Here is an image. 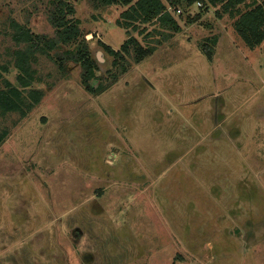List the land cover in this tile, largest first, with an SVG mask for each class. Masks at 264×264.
<instances>
[{"label": "rangeland", "instance_id": "obj_1", "mask_svg": "<svg viewBox=\"0 0 264 264\" xmlns=\"http://www.w3.org/2000/svg\"><path fill=\"white\" fill-rule=\"evenodd\" d=\"M52 1L0 0V65L20 47L12 19L54 34ZM72 1L107 88L39 51L42 100L0 110V264H264V40L234 30L251 6L193 5L180 32L147 23L159 47L137 62L101 44L130 36L121 7Z\"/></svg>", "mask_w": 264, "mask_h": 264}, {"label": "trees", "instance_id": "obj_2", "mask_svg": "<svg viewBox=\"0 0 264 264\" xmlns=\"http://www.w3.org/2000/svg\"><path fill=\"white\" fill-rule=\"evenodd\" d=\"M178 1L190 7L198 0ZM202 1L204 8L216 7L218 16H222L225 12L233 14L234 10L240 11L239 4L246 2L251 8L242 12L234 21V30L249 48H256L264 40V0L261 2L259 0H209L211 5L207 4V0ZM95 2L100 5L121 7L117 24L125 28L130 36L118 50L103 40L101 42L105 50L114 56L124 57V52H131L134 48L138 55L135 61L141 62L147 55L156 51L159 43L157 40L156 45H152L153 30L147 23L157 21L173 29V32L182 31L181 24L172 13L167 11L163 0H95ZM75 12L76 5L72 0L52 1L48 19L55 28L53 35L35 32L27 23L11 20L14 28L13 37L20 47L12 52L13 60L0 65V110L2 112L20 111L22 116H26L42 100L44 90L35 85L36 75L33 67V60L39 51L47 53L54 51L53 55H56L62 69L69 62L79 63L82 83L90 93L100 94L106 90L107 86L92 84V80L96 78L100 80L105 76L100 74V67L92 56L89 41L85 38ZM198 17L199 15H196L188 21L191 22ZM143 41H146V44H143ZM133 44L136 46L134 47ZM65 45L67 48L62 49ZM204 52L211 55L213 50L205 45ZM11 63L16 71L14 81L7 77L3 78V72L10 71ZM126 70L127 66L121 70V74ZM115 80L116 78L113 81ZM9 135L8 128L0 129V145Z\"/></svg>", "mask_w": 264, "mask_h": 264}, {"label": "built area", "instance_id": "obj_3", "mask_svg": "<svg viewBox=\"0 0 264 264\" xmlns=\"http://www.w3.org/2000/svg\"><path fill=\"white\" fill-rule=\"evenodd\" d=\"M166 4V9L168 12L172 13L175 17L180 18L183 17L185 11H190L191 7L195 5L196 7H203L204 2L202 0L196 1L192 6L186 7L178 0H163Z\"/></svg>", "mask_w": 264, "mask_h": 264}, {"label": "crops", "instance_id": "obj_4", "mask_svg": "<svg viewBox=\"0 0 264 264\" xmlns=\"http://www.w3.org/2000/svg\"><path fill=\"white\" fill-rule=\"evenodd\" d=\"M259 2H261V0H259ZM225 13L227 14V12H225ZM225 13H224V14H225ZM224 14H223V15H224ZM216 15H217V14H216ZM223 15H222V16H223ZM222 16H218V15H217V17H219V18H221Z\"/></svg>", "mask_w": 264, "mask_h": 264}]
</instances>
